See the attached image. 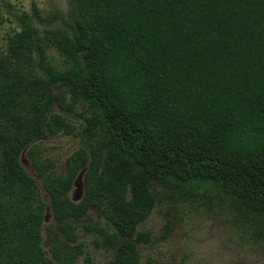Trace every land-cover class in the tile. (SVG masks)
Segmentation results:
<instances>
[{
  "label": "trees",
  "instance_id": "trees-1",
  "mask_svg": "<svg viewBox=\"0 0 264 264\" xmlns=\"http://www.w3.org/2000/svg\"><path fill=\"white\" fill-rule=\"evenodd\" d=\"M13 14L0 55V264H78L80 227L114 264H162L139 249L158 193L171 207L216 197L264 221V0H69L64 13ZM60 134L80 144L57 173L40 141Z\"/></svg>",
  "mask_w": 264,
  "mask_h": 264
},
{
  "label": "rangeland",
  "instance_id": "rangeland-1",
  "mask_svg": "<svg viewBox=\"0 0 264 264\" xmlns=\"http://www.w3.org/2000/svg\"><path fill=\"white\" fill-rule=\"evenodd\" d=\"M6 4H10L9 7ZM37 5L41 13L49 16L55 12H66L69 0H0V12L4 21L0 24V55L5 51L9 34L18 30V21L14 12L28 11L32 13L33 5ZM71 121L79 126L82 119L70 115ZM79 138L75 135L60 134L56 137H45L40 145L45 148V156L55 163V170L60 173L66 158L79 147ZM22 163L34 176L36 173L26 153L22 155ZM84 171L77 176L69 197L79 201L83 194L82 177ZM46 201L49 196L40 184ZM158 193L159 202L150 217L140 225L141 230H148L151 241L139 244L142 259L152 258L162 264H264V221L252 224L232 209L227 202L216 197L200 194L186 198L175 205H168ZM170 209V214L166 213ZM95 219L104 223L98 209L90 212ZM167 217H171L173 227L166 231ZM52 213L47 210L45 224L52 222ZM78 238L71 242H83L85 255L93 258L95 263L114 264L112 254L97 249L92 243L93 235L84 233L80 227ZM43 245L50 251L44 239Z\"/></svg>",
  "mask_w": 264,
  "mask_h": 264
}]
</instances>
